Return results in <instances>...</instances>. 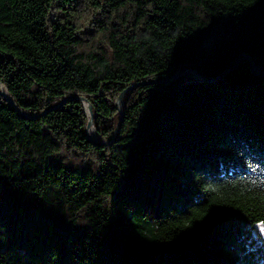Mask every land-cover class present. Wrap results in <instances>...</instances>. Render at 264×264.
I'll list each match as a JSON object with an SVG mask.
<instances>
[{
    "label": "trees",
    "instance_id": "trees-1",
    "mask_svg": "<svg viewBox=\"0 0 264 264\" xmlns=\"http://www.w3.org/2000/svg\"><path fill=\"white\" fill-rule=\"evenodd\" d=\"M245 53L264 67V0H0V264H264ZM186 66L223 75L165 81ZM134 83L92 141L76 97L109 141Z\"/></svg>",
    "mask_w": 264,
    "mask_h": 264
},
{
    "label": "water",
    "instance_id": "water-1",
    "mask_svg": "<svg viewBox=\"0 0 264 264\" xmlns=\"http://www.w3.org/2000/svg\"><path fill=\"white\" fill-rule=\"evenodd\" d=\"M242 57H246L249 61V65L250 67L252 68V70L256 73V74H264V67H260L258 65L255 64L254 60H253V57L247 53L245 54H241L240 56H238V58L236 59L235 63L232 65L235 66V64L239 61L240 58ZM231 67V68H232ZM184 73H189L193 76H195L198 80H202V81H214L216 80L219 76L223 75V74H220L218 75L216 78H212V79H208L202 75L199 74V72L193 67V66H186L184 68H182L181 70H178L175 74H173L170 78H168L167 80L165 81H170V80H173L175 79L176 77L180 76L181 74H184ZM141 83H134L132 84L131 86H129L128 88H126L125 90H123L119 96H118V99H117V104L116 106L118 107L119 109V113H120V119L117 123V126L114 130V134L112 136V138L109 140V141H106L104 139H101L100 136L95 138V137H92L90 134H89V128L90 127H94V124H93V110H92V104L84 97H76L77 100H80L83 104V106L85 107L86 109V112H87V115L89 117V121H88V125H87V128H86V132L89 136V138L94 141V142H98V143H110L114 140V137L115 135L117 134L119 128H120V125L122 123V120H123V108H122V100H123V95L125 93L126 90L130 89L131 87H134V86H137ZM0 94H2L4 96V98L9 101L10 103L14 104V101L12 100V98L10 97V95L8 94V92L4 89V88H0ZM69 98H66L65 100H63L62 103H60L59 105L65 103L67 100H69ZM58 105V106H59ZM95 128V127H94ZM96 129V128H95Z\"/></svg>",
    "mask_w": 264,
    "mask_h": 264
},
{
    "label": "bare ground",
    "instance_id": "bare-ground-1",
    "mask_svg": "<svg viewBox=\"0 0 264 264\" xmlns=\"http://www.w3.org/2000/svg\"><path fill=\"white\" fill-rule=\"evenodd\" d=\"M89 134L92 136V137H99V135L97 134L96 130L94 129V127H90L89 128Z\"/></svg>",
    "mask_w": 264,
    "mask_h": 264
},
{
    "label": "rangeland",
    "instance_id": "rangeland-1",
    "mask_svg": "<svg viewBox=\"0 0 264 264\" xmlns=\"http://www.w3.org/2000/svg\"><path fill=\"white\" fill-rule=\"evenodd\" d=\"M86 107V106H85Z\"/></svg>",
    "mask_w": 264,
    "mask_h": 264
}]
</instances>
